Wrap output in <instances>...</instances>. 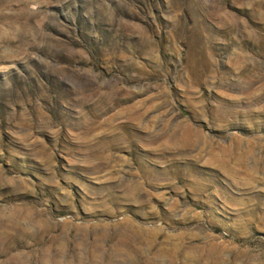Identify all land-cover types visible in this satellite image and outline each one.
<instances>
[{"label": "rangeland", "instance_id": "374dc122", "mask_svg": "<svg viewBox=\"0 0 264 264\" xmlns=\"http://www.w3.org/2000/svg\"><path fill=\"white\" fill-rule=\"evenodd\" d=\"M0 264H264V0H0Z\"/></svg>", "mask_w": 264, "mask_h": 264}]
</instances>
